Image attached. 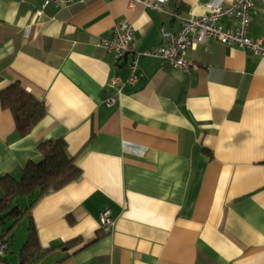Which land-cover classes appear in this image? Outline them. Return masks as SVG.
<instances>
[{"label": "crops", "instance_id": "0c3cea01", "mask_svg": "<svg viewBox=\"0 0 264 264\" xmlns=\"http://www.w3.org/2000/svg\"><path fill=\"white\" fill-rule=\"evenodd\" d=\"M232 1L0 0V89L18 82L46 107L22 136L0 104V174L19 177L57 138L81 170L31 210L42 248L71 243L35 264H264V57L210 39L188 51L191 72L139 58L118 93L108 81L127 59L98 44L130 22L142 51ZM248 34L264 44V1ZM11 235L17 264L26 233Z\"/></svg>", "mask_w": 264, "mask_h": 264}, {"label": "trees", "instance_id": "16d2710c", "mask_svg": "<svg viewBox=\"0 0 264 264\" xmlns=\"http://www.w3.org/2000/svg\"><path fill=\"white\" fill-rule=\"evenodd\" d=\"M0 104L2 108L10 110L15 130L22 136L29 134L46 113L44 102L34 97L18 82L0 89ZM37 149L40 158L28 162L19 177L8 173L0 174V221L1 223L9 221L10 224L6 229L0 226V242L8 244L4 257H0L1 262L6 263V254L9 252L12 235L10 238L7 236L15 224L21 223L24 216H27L26 238L18 252L17 264H35L50 250L56 248L65 250L71 244L61 242L46 249L42 248L31 210L44 196L77 180L81 170L75 163V156L68 153L63 138L42 141L37 145ZM21 197L28 199L24 209L18 204ZM69 221L72 223V220Z\"/></svg>", "mask_w": 264, "mask_h": 264}, {"label": "built area", "instance_id": "2783aa9c", "mask_svg": "<svg viewBox=\"0 0 264 264\" xmlns=\"http://www.w3.org/2000/svg\"><path fill=\"white\" fill-rule=\"evenodd\" d=\"M24 1V0H17ZM61 1L72 0H42V7L48 4H58ZM166 0H129V4L143 3L159 8ZM264 0H233L228 5H207L208 12L202 15L181 17L179 29L174 33L162 32V42L142 51L133 47V25L123 22L114 25L110 38H101L99 45L108 52H113L116 62L127 59L129 74L125 80L118 76L109 79L108 85L116 87L119 93L126 83H134L137 76L138 60L141 57L161 59L174 68L184 72H191L192 64L187 59L188 51L197 45L206 43L210 39L219 41L227 46H240L249 49L254 55L264 57V44L259 38H252L248 34L251 21V12L255 4ZM100 220L103 225L111 224L112 218L109 209H105ZM8 244L0 242V257H4ZM0 264H6L1 262Z\"/></svg>", "mask_w": 264, "mask_h": 264}, {"label": "rangeland", "instance_id": "374dc122", "mask_svg": "<svg viewBox=\"0 0 264 264\" xmlns=\"http://www.w3.org/2000/svg\"><path fill=\"white\" fill-rule=\"evenodd\" d=\"M18 204H19L21 209H24L27 206V204H28V199L25 198V197L24 198L21 197V198L18 199ZM8 222L9 221H7L5 223H1V221H0V226H2L3 229H6L7 227L10 226V224ZM26 223H27V221L24 218L23 221H22V224L21 223L15 224L12 227L10 233L8 234L9 237L11 236V233H15L18 236V239H19V235H20V233H22V230H23V234L26 233Z\"/></svg>", "mask_w": 264, "mask_h": 264}]
</instances>
